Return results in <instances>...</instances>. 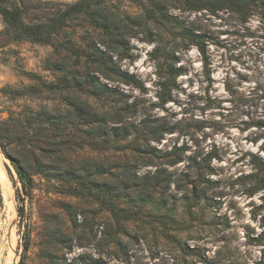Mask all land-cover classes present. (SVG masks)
Segmentation results:
<instances>
[{
    "label": "rangeland",
    "instance_id": "374dc122",
    "mask_svg": "<svg viewBox=\"0 0 264 264\" xmlns=\"http://www.w3.org/2000/svg\"><path fill=\"white\" fill-rule=\"evenodd\" d=\"M13 1L28 22L44 25L50 41L57 35L81 53L101 35L87 17L72 13L82 1L92 9L93 0ZM100 3L132 21L129 57L120 65L142 88L114 86L138 105L136 123L159 127L160 139L151 145L161 152L157 163L170 184H161L152 199L133 192L134 201L118 202L135 211L116 222L107 204L69 191L74 183L35 174L37 158L60 165L50 161L55 153L111 162L134 155L98 147L77 119L64 126L66 141L45 146L32 109L64 107L65 91L44 87L60 75L42 62L65 52L10 41L0 17L1 141L32 179L23 191L0 148L12 193V200L5 197L0 178V264H264V22L257 13L242 20L225 10L191 12L182 0ZM70 56L73 61L76 53ZM88 102L101 110L122 105L106 97Z\"/></svg>",
    "mask_w": 264,
    "mask_h": 264
},
{
    "label": "trees",
    "instance_id": "16d2710c",
    "mask_svg": "<svg viewBox=\"0 0 264 264\" xmlns=\"http://www.w3.org/2000/svg\"><path fill=\"white\" fill-rule=\"evenodd\" d=\"M101 0H93V8L83 5L72 7L74 19L78 14L87 17L93 27L100 30L101 35L95 43L83 47L87 52H80L69 40L60 42L56 35L55 40H49L42 24L30 23L26 20V14L22 6L13 0H0V17L3 22L2 34L12 42H28L32 44H49L55 50H63L65 55L53 60L51 57L42 62L43 69H50L57 76V82L48 85L47 89L64 90L65 105L63 108L41 106L32 109V115L38 118L39 136L46 145L59 146L66 141L64 133L65 124L75 125L79 122V131L91 138L100 148H112L115 151L131 149L134 158L119 159L114 162L109 158L75 157L63 153H55L50 161L60 165L40 164V159H35L40 165L35 174L48 181L74 183L73 190L95 198L101 204H107L108 209L116 222L125 220L134 214V211L118 206V202L130 203L131 193L144 197L141 201L153 198V194L161 184H170V174L160 170L157 163L160 150L151 145L157 142L158 126H149L146 121L135 122L138 105L135 102H127V97L114 84H123L135 88H142V84L127 71L122 70L120 63L129 57V38L133 32L130 28V18L112 12L108 7L100 3ZM188 5L189 11L199 12L206 10L212 13L216 11H229L240 19L246 20L254 13L260 16L264 22V0H182ZM181 4H179L180 6ZM85 6L86 10H82ZM184 10V9H183ZM87 34V30L82 35ZM84 42H87L85 39ZM104 47L105 51L100 50ZM202 54L203 51L199 50ZM62 53V52H59ZM76 53L72 61L70 54ZM81 53V57L77 54ZM161 85V87H163ZM162 102H166V95L161 93ZM112 98L120 100L122 105L111 106L106 109H96L88 101L91 98ZM77 119V121H75ZM0 135V148L11 160L18 176L21 188L27 192L32 184V179L24 166L6 152ZM41 152L44 148L41 146ZM59 151V150H58ZM253 156V155H252ZM141 160L142 164H137ZM176 160L168 165H176ZM142 167H154L153 172L139 177L135 171ZM117 170V173L113 171ZM136 169V170H135ZM164 174V175H163ZM27 246H24V250Z\"/></svg>",
    "mask_w": 264,
    "mask_h": 264
},
{
    "label": "bare ground",
    "instance_id": "6f19581e",
    "mask_svg": "<svg viewBox=\"0 0 264 264\" xmlns=\"http://www.w3.org/2000/svg\"><path fill=\"white\" fill-rule=\"evenodd\" d=\"M0 178H1L2 185H3L2 189L4 190L3 194L5 195L6 198L8 197V199L10 198V200H12L10 181L7 177L6 172L3 170L1 164H0Z\"/></svg>",
    "mask_w": 264,
    "mask_h": 264
}]
</instances>
